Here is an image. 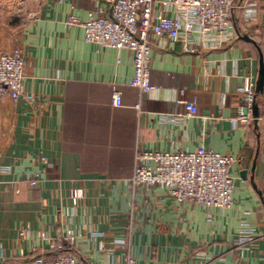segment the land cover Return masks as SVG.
Here are the masks:
<instances>
[{"label": "crops", "instance_id": "1", "mask_svg": "<svg viewBox=\"0 0 264 264\" xmlns=\"http://www.w3.org/2000/svg\"><path fill=\"white\" fill-rule=\"evenodd\" d=\"M165 1L153 12L178 17ZM109 15L108 0H0V50H22L31 97L0 103V264L49 256L41 234L59 241L68 233L78 237L81 264H264V133L235 122L245 78L256 91L264 61V0H237L233 38L215 47L196 34L151 36V94L131 84L130 51L84 40L80 23ZM114 90L121 107L112 105ZM177 99H195L197 114L182 118ZM202 147L235 159L230 208L127 186L137 151ZM74 189L83 199L70 197Z\"/></svg>", "mask_w": 264, "mask_h": 264}, {"label": "built area", "instance_id": "2", "mask_svg": "<svg viewBox=\"0 0 264 264\" xmlns=\"http://www.w3.org/2000/svg\"><path fill=\"white\" fill-rule=\"evenodd\" d=\"M156 0H108L110 15L108 17L90 16L85 22L71 19L72 24L80 23L84 28V40L102 48L128 50L132 55L134 74L131 84L142 94H151L154 86L150 83L151 36L167 37L172 41H190L193 35H199L210 47L226 43L233 38V10L237 0H169L161 2L164 9L176 8L178 17H168L153 12ZM248 14L251 9H246ZM26 60L20 48L10 52L0 50V103L16 102L24 96ZM258 114L254 116L256 104L255 83L247 77L244 81L242 103L238 106L235 122L249 125L256 122L264 133V87L259 96ZM182 105V118L188 119L197 114L196 100L177 99ZM112 105L121 107V95L114 90ZM180 116V115H179ZM264 146V137H263ZM234 158L199 148L193 152L179 151L145 152L137 151L134 156L133 173L126 183L136 193L144 189H158L178 204L193 203L205 209L230 208L233 180L229 167ZM31 186L37 180L29 181ZM70 197L81 200L82 189L70 191ZM245 228L241 229L244 232ZM94 237L101 234L93 233ZM41 240L50 244L53 251H61L66 245L71 252L59 257L46 258L37 256L23 264H81L73 248L78 237L72 233L59 241H51L45 234ZM125 244L124 241H117ZM241 247L245 241L239 237L234 241ZM100 248L103 246L100 243ZM127 264H136L133 258Z\"/></svg>", "mask_w": 264, "mask_h": 264}, {"label": "water", "instance_id": "3", "mask_svg": "<svg viewBox=\"0 0 264 264\" xmlns=\"http://www.w3.org/2000/svg\"><path fill=\"white\" fill-rule=\"evenodd\" d=\"M241 39L245 40V41H250L251 39H249L248 36H241ZM263 87H264V61L262 59V57L260 58V70H259V77H258V81H257V89H256V93L257 94H261L263 91ZM254 116L257 117L258 114V107L255 104L254 105V112H253ZM244 175V173H242V176Z\"/></svg>", "mask_w": 264, "mask_h": 264}, {"label": "trees", "instance_id": "4", "mask_svg": "<svg viewBox=\"0 0 264 264\" xmlns=\"http://www.w3.org/2000/svg\"><path fill=\"white\" fill-rule=\"evenodd\" d=\"M254 41H255V40H254ZM245 42L252 43V44L257 48V50H258L259 53H260V48H259L258 45H256V41H255V42L245 41ZM70 250H71L70 246L66 245V246L64 247L63 250H61V251H53V252L51 253V255L46 256V258L59 257V256H62V255H64V254H66V253H70V252H71ZM37 256H38V255H28V256H26V257L24 258V260H25V262H29L30 260H32L33 258H35V257H37ZM80 260H81V259H80Z\"/></svg>", "mask_w": 264, "mask_h": 264}, {"label": "rangeland", "instance_id": "5", "mask_svg": "<svg viewBox=\"0 0 264 264\" xmlns=\"http://www.w3.org/2000/svg\"><path fill=\"white\" fill-rule=\"evenodd\" d=\"M8 19H11V18H8ZM0 31H1V29H0ZM3 33V32H2ZM4 36H2L1 38H3Z\"/></svg>", "mask_w": 264, "mask_h": 264}]
</instances>
